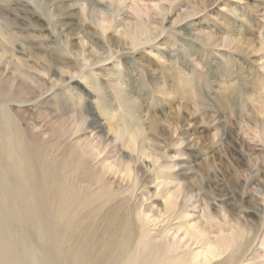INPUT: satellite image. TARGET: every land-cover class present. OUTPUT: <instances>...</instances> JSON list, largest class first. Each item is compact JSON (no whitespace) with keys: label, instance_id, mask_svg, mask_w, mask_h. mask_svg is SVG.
<instances>
[{"label":"rangeland","instance_id":"374dc122","mask_svg":"<svg viewBox=\"0 0 264 264\" xmlns=\"http://www.w3.org/2000/svg\"><path fill=\"white\" fill-rule=\"evenodd\" d=\"M0 9L1 130L9 119L41 137L49 159L94 144L76 123L94 118L108 146L90 164L111 178L103 200L126 202L152 238L167 232L176 264H264V0ZM59 120L76 134L56 146ZM121 129L140 132L135 149L113 140Z\"/></svg>","mask_w":264,"mask_h":264},{"label":"bare ground","instance_id":"6f19581e","mask_svg":"<svg viewBox=\"0 0 264 264\" xmlns=\"http://www.w3.org/2000/svg\"><path fill=\"white\" fill-rule=\"evenodd\" d=\"M15 82L16 77L7 83L13 86ZM20 112H14L18 119ZM32 120L29 116L31 125L35 124ZM5 121L9 131L0 128V264H27L33 257L32 264H176L167 232L154 239L137 224L139 219L126 202L103 200L108 195L103 187L111 178L104 175L105 165L100 170L90 164L108 146L94 118L85 129L84 117L76 119L79 132L94 133V144L77 149L65 145L59 153L54 144L49 153L58 155L49 159L48 153L35 147L34 139L41 137L27 135L26 129L23 133L16 127L19 124ZM57 122L56 146L58 140L65 143L76 134L64 120ZM8 125L13 126L11 130ZM129 132L115 130L113 140L124 138L135 149L140 132ZM96 189L103 192L93 196ZM195 237L190 235L199 243L201 239Z\"/></svg>","mask_w":264,"mask_h":264}]
</instances>
